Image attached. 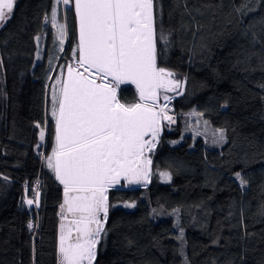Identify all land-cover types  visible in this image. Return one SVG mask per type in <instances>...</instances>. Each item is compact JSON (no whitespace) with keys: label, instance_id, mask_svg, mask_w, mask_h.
I'll list each match as a JSON object with an SVG mask.
<instances>
[{"label":"trees","instance_id":"1","mask_svg":"<svg viewBox=\"0 0 264 264\" xmlns=\"http://www.w3.org/2000/svg\"><path fill=\"white\" fill-rule=\"evenodd\" d=\"M155 2L157 36L167 39L157 40L158 62L186 81L178 123L165 126L151 183L110 191L96 264H264V0ZM54 4L18 0L0 27V264H58L63 186L45 160L54 146L50 94L73 59L78 22L73 7L57 6L67 30L60 51ZM119 96L138 100L134 85ZM194 115L226 141L194 133ZM37 187L39 207H30Z\"/></svg>","mask_w":264,"mask_h":264},{"label":"snow or ice","instance_id":"2","mask_svg":"<svg viewBox=\"0 0 264 264\" xmlns=\"http://www.w3.org/2000/svg\"><path fill=\"white\" fill-rule=\"evenodd\" d=\"M15 3L0 0V27L11 18ZM61 4L74 8L78 44L74 63L64 66L67 74L61 73L50 94L54 146L45 160L63 186L58 264H96L106 236L109 192L122 181L125 187L151 182V154L164 123H175L168 93L183 95L186 81L158 66L157 40L167 39L157 36L155 0H55L50 23L63 51L66 28L57 20ZM122 85H134L138 100L122 102ZM36 127L43 142L45 130L39 123ZM217 131V142L224 141V131ZM158 175L165 182L172 178L166 171ZM235 178L247 185L241 173ZM32 192L25 203L39 207L38 187Z\"/></svg>","mask_w":264,"mask_h":264},{"label":"rangeland","instance_id":"3","mask_svg":"<svg viewBox=\"0 0 264 264\" xmlns=\"http://www.w3.org/2000/svg\"><path fill=\"white\" fill-rule=\"evenodd\" d=\"M13 14V13H12ZM11 14V15H12ZM58 20V19H57ZM62 23H64L65 25H66V22L65 21H63ZM66 35H67V30H66ZM65 40H66V38H65ZM69 64H72V63H74V60L72 59L70 62H68ZM157 63H158V66H161L160 64H159V62H158V56H157ZM162 67V66H161ZM66 70H65V76H66ZM177 79V78H176ZM123 86V85H122ZM185 87V86H184ZM182 91L184 92V88L182 89ZM168 95L169 96H172L173 97V99L171 100V103L169 104V109H170V112H169V114L170 115H173L174 116V118H175V123H173V124H171V125H168L167 124V122H165L164 123V127H163V129H162V132H161V135H160V139H161V137H162V135H163V132H164V130H165V126H166V128L168 129V128H174L176 125H177V123H178V114H177V112H176V109H175V100L177 99V98H179V97H181V95H178V94H176V93H168ZM161 104H163L164 103V101H163V99L161 98V100L159 101ZM201 115H194V116H192L191 118V120L193 121V123L191 124V128H192V130L194 131V133H200L201 132V134H203L204 135V137H206L212 144H223L225 141H226V136H225V132H224V137H225V139H224V141H222V142H217L218 141V137H219V132L217 131L218 129H213L209 124H208V122H204L202 119H201ZM200 124H202V128H201V130L200 129H198V126L200 125ZM222 130V129H221ZM160 141V140H159ZM45 142V141H44ZM157 148V147H156ZM152 155L153 154H151V158H152ZM153 161V160H152ZM153 172H155L154 171V169H153ZM151 183V182H150ZM149 183V184H150ZM148 184V185H149ZM124 185V182L122 181L121 182V185L120 186H118L117 188H114V189H119V188H122V187H124L123 186ZM140 186H143V185H132V186H129V188L130 187H140ZM109 204H110V208H109V210L111 209V206H112V203H111V200H110V192H109Z\"/></svg>","mask_w":264,"mask_h":264},{"label":"flooded vegetation","instance_id":"4","mask_svg":"<svg viewBox=\"0 0 264 264\" xmlns=\"http://www.w3.org/2000/svg\"><path fill=\"white\" fill-rule=\"evenodd\" d=\"M17 1H18V0H16V3H15V5H14V9H15V6H16V4H17ZM14 9H13V12H14Z\"/></svg>","mask_w":264,"mask_h":264},{"label":"water","instance_id":"5","mask_svg":"<svg viewBox=\"0 0 264 264\" xmlns=\"http://www.w3.org/2000/svg\"><path fill=\"white\" fill-rule=\"evenodd\" d=\"M123 188L128 189L129 187H123Z\"/></svg>","mask_w":264,"mask_h":264},{"label":"bare ground","instance_id":"6","mask_svg":"<svg viewBox=\"0 0 264 264\" xmlns=\"http://www.w3.org/2000/svg\"><path fill=\"white\" fill-rule=\"evenodd\" d=\"M18 2V1H17Z\"/></svg>","mask_w":264,"mask_h":264}]
</instances>
